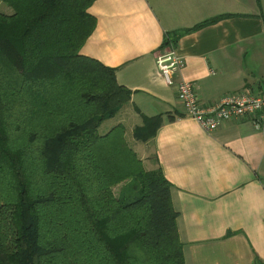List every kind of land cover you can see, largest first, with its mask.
Instances as JSON below:
<instances>
[{"label": "trees", "instance_id": "1", "mask_svg": "<svg viewBox=\"0 0 264 264\" xmlns=\"http://www.w3.org/2000/svg\"><path fill=\"white\" fill-rule=\"evenodd\" d=\"M1 1L13 12L0 11V264H186L163 169L124 124L99 130L133 90L81 53L96 0ZM161 123L143 115L133 137Z\"/></svg>", "mask_w": 264, "mask_h": 264}, {"label": "crops", "instance_id": "2", "mask_svg": "<svg viewBox=\"0 0 264 264\" xmlns=\"http://www.w3.org/2000/svg\"><path fill=\"white\" fill-rule=\"evenodd\" d=\"M89 12L97 23L81 53L116 68L117 81L133 90L116 125L131 136L143 115L162 119L151 140L132 144L147 168L161 166L172 183L185 263L264 264V124L233 119L206 131L156 63L175 36L185 61L180 77L205 103L263 91L264 0H96Z\"/></svg>", "mask_w": 264, "mask_h": 264}, {"label": "built area", "instance_id": "3", "mask_svg": "<svg viewBox=\"0 0 264 264\" xmlns=\"http://www.w3.org/2000/svg\"><path fill=\"white\" fill-rule=\"evenodd\" d=\"M156 63L166 83L176 87L186 114L197 120L206 131H214L233 119L247 118L258 126L264 124V90L229 92L218 102L208 104L203 101L194 82L180 77L185 61L177 52L175 44L171 43L169 51L157 54Z\"/></svg>", "mask_w": 264, "mask_h": 264}, {"label": "rangeland", "instance_id": "4", "mask_svg": "<svg viewBox=\"0 0 264 264\" xmlns=\"http://www.w3.org/2000/svg\"><path fill=\"white\" fill-rule=\"evenodd\" d=\"M1 6H6V4H5V5L3 4V5H1ZM0 11H3V10H2V7H0ZM118 119H119V117L116 116V117L108 118L107 120H105V121L101 124V126H100V128H99L100 132H106V131H108L109 129H111L114 125H116ZM126 135H127V139H129V141H130L131 144H132L133 142L139 143V142L133 137V135L129 136V131L127 132ZM132 145H133V144H132ZM119 189H120V186H116V187L114 188V191H115L116 193H118V192H119Z\"/></svg>", "mask_w": 264, "mask_h": 264}]
</instances>
